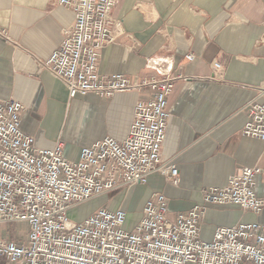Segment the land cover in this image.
I'll return each mask as SVG.
<instances>
[{
    "label": "crops",
    "instance_id": "1",
    "mask_svg": "<svg viewBox=\"0 0 264 264\" xmlns=\"http://www.w3.org/2000/svg\"><path fill=\"white\" fill-rule=\"evenodd\" d=\"M112 16L125 33L102 51L103 75L158 76L154 61L163 59L175 76L162 160L174 164L180 178L174 185L155 171L146 184L119 187L112 209L129 214L140 193L137 207L143 213L147 199L163 192L176 216L202 203L203 188L223 186L242 168L256 166L263 169L256 192L264 197V142L242 134L248 106L263 100L264 0H119ZM74 19L59 0H0V26L8 36H0V99L21 101L22 129L40 147L62 140L70 159L102 137L123 141L136 102L147 94L119 92L109 100L94 93L69 96L65 82L41 62L59 47ZM190 53L193 61L185 58ZM214 61L224 67L221 78H213ZM85 131L87 139L80 138L78 132ZM210 214L231 220L222 223ZM208 221L214 229L264 223V209L256 214L238 205H209L203 226Z\"/></svg>",
    "mask_w": 264,
    "mask_h": 264
},
{
    "label": "built area",
    "instance_id": "2",
    "mask_svg": "<svg viewBox=\"0 0 264 264\" xmlns=\"http://www.w3.org/2000/svg\"><path fill=\"white\" fill-rule=\"evenodd\" d=\"M119 0H59L75 19L43 67L62 79L71 98L94 93L107 100L119 92L144 91L135 105L126 138L112 136L83 146L77 159L66 156V145L40 147L21 127L25 105L0 99V264H264V223L238 222L217 226L212 238H202L209 205H238L256 214L264 197L256 192L259 166L244 167L223 186L201 191L202 203L170 214L163 192L152 194L133 230L125 228V209L100 207L83 220L70 210L119 187L146 184L158 171L178 185L179 169L162 160L170 118L168 100L175 76L168 62L156 59L158 76L142 79L100 72L104 48L125 31L112 16ZM0 36L8 38L0 26ZM193 61V53L185 56ZM213 78L224 67L213 62ZM263 100L248 106L242 134L264 142ZM10 223L24 224L7 229Z\"/></svg>",
    "mask_w": 264,
    "mask_h": 264
},
{
    "label": "rangeland",
    "instance_id": "3",
    "mask_svg": "<svg viewBox=\"0 0 264 264\" xmlns=\"http://www.w3.org/2000/svg\"><path fill=\"white\" fill-rule=\"evenodd\" d=\"M79 137L82 139H87L88 134L87 132H78ZM70 134H72L70 132ZM118 189V190H117ZM115 190H112L110 192L104 193L102 195H99L95 198H92L86 202L80 203L75 205L71 210H70V217L73 220H83L86 218L89 214H91L93 211L99 209L100 207L107 206V207H114L116 204L117 200L115 198L116 194L119 191H122V188H117ZM140 198V193H136L134 196V201L133 205L130 208V212L128 214V219L125 224V228L128 230H133L135 226L139 223L142 217V211L141 208L137 207ZM210 218H214L219 220L222 223H228L230 222L231 218H229L228 215H214L210 214ZM7 229H23L25 227L24 224H19V223H10L8 224V227L5 226ZM203 232H202V238L205 240H210L212 238L213 232H214V225L212 222L208 221L204 224L203 226Z\"/></svg>",
    "mask_w": 264,
    "mask_h": 264
}]
</instances>
